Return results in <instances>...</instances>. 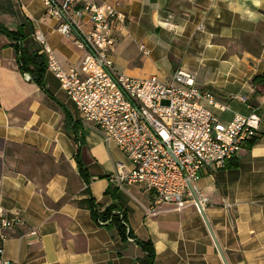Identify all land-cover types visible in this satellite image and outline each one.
<instances>
[{"label": "crops", "instance_id": "crops-1", "mask_svg": "<svg viewBox=\"0 0 264 264\" xmlns=\"http://www.w3.org/2000/svg\"><path fill=\"white\" fill-rule=\"evenodd\" d=\"M94 1L117 3L127 15L113 53L119 71L164 80L190 71L229 104L225 116L257 117L259 134L235 162L201 171L203 214L155 204L151 191L112 180L132 169L127 155L74 111L51 71L45 88L30 72L26 78L17 40L0 33V206L20 219L0 225L3 256L15 264H141L140 241H149L153 264H264V94L251 84L264 72V0ZM46 11L44 0H0V23L21 29L26 52H44L42 33L65 67L79 66L84 51ZM65 108L77 131L66 126ZM91 196L100 212L112 204L124 212L134 241L80 205Z\"/></svg>", "mask_w": 264, "mask_h": 264}, {"label": "built area", "instance_id": "built-area-1", "mask_svg": "<svg viewBox=\"0 0 264 264\" xmlns=\"http://www.w3.org/2000/svg\"><path fill=\"white\" fill-rule=\"evenodd\" d=\"M57 29L84 51L79 66L65 67L42 33L37 40L48 58V70L75 103L80 117L115 141L131 161L112 180L137 184L154 194L155 204L178 209L193 206L203 214L209 198L197 186L204 168H225L258 136L259 120L235 113L229 104L197 85L194 75L178 69L169 79L136 77L117 69L113 53L127 15L117 3L94 0H44ZM30 78V73H25ZM241 99L244 101L243 97ZM116 210L114 215H121ZM100 221V220H99ZM109 220L100 221L101 224ZM0 206V225L18 224ZM129 241L134 237L127 235ZM0 264H15L3 256Z\"/></svg>", "mask_w": 264, "mask_h": 264}, {"label": "trees", "instance_id": "trees-1", "mask_svg": "<svg viewBox=\"0 0 264 264\" xmlns=\"http://www.w3.org/2000/svg\"><path fill=\"white\" fill-rule=\"evenodd\" d=\"M0 33L6 34L12 38H15L17 42L14 44L15 50L18 53L21 69L23 72H30L37 82L45 88V73L48 70V58L44 52H26L21 44L23 41V32L21 29L10 30L6 26L0 23ZM251 84L257 93L264 94V72L255 75L251 79ZM51 94V93H50ZM52 98L53 95L51 94ZM56 99V98H55ZM59 102V101H58ZM61 104V103H60ZM66 109V108H65ZM66 126L71 128L73 131H77L79 121H72L70 112L66 109ZM79 169L81 175L85 178L86 183H89V175L87 169L79 162ZM88 188V187H87ZM85 191H87L85 189ZM80 205L90 208L93 216L98 220L102 221L109 220L108 224H112L117 228L119 234L124 240H127V235H132V231L129 229L127 224V218L124 212L121 215H114V212L118 209L114 204L106 207V209L100 212L97 208L96 202L93 197L80 200ZM107 224V223H105ZM135 240V238H134ZM145 254L141 258V264H153L155 259V251L153 245L149 241H140Z\"/></svg>", "mask_w": 264, "mask_h": 264}, {"label": "rangeland", "instance_id": "rangeland-1", "mask_svg": "<svg viewBox=\"0 0 264 264\" xmlns=\"http://www.w3.org/2000/svg\"><path fill=\"white\" fill-rule=\"evenodd\" d=\"M68 97H69V96H68ZM72 103H73L74 111L77 112L78 114H80V112H79L78 108L76 107L75 103H74L73 101H72ZM224 118H225V119H230L231 117H229L228 115H226Z\"/></svg>", "mask_w": 264, "mask_h": 264}]
</instances>
